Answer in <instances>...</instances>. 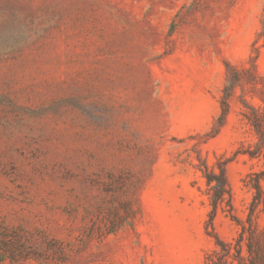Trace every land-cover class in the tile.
I'll list each match as a JSON object with an SVG mask.
<instances>
[{
  "label": "rangeland",
  "instance_id": "1",
  "mask_svg": "<svg viewBox=\"0 0 264 264\" xmlns=\"http://www.w3.org/2000/svg\"><path fill=\"white\" fill-rule=\"evenodd\" d=\"M0 264H264V0H0Z\"/></svg>",
  "mask_w": 264,
  "mask_h": 264
},
{
  "label": "trees",
  "instance_id": "2",
  "mask_svg": "<svg viewBox=\"0 0 264 264\" xmlns=\"http://www.w3.org/2000/svg\"><path fill=\"white\" fill-rule=\"evenodd\" d=\"M212 179L208 178L209 182ZM215 193L214 196L211 197V203L214 209H216L219 203L223 200L225 192H227V182L224 172L221 170V173L218 177L215 178Z\"/></svg>",
  "mask_w": 264,
  "mask_h": 264
}]
</instances>
